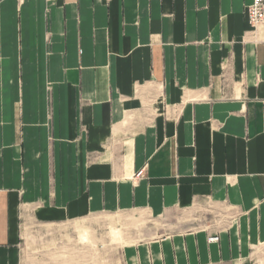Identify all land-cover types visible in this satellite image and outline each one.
Instances as JSON below:
<instances>
[{
  "label": "crops",
  "instance_id": "1",
  "mask_svg": "<svg viewBox=\"0 0 264 264\" xmlns=\"http://www.w3.org/2000/svg\"><path fill=\"white\" fill-rule=\"evenodd\" d=\"M252 3L0 0V264H26L27 221L201 202L226 207L223 229L139 243L125 264H250L264 247Z\"/></svg>",
  "mask_w": 264,
  "mask_h": 264
},
{
  "label": "rangeland",
  "instance_id": "2",
  "mask_svg": "<svg viewBox=\"0 0 264 264\" xmlns=\"http://www.w3.org/2000/svg\"><path fill=\"white\" fill-rule=\"evenodd\" d=\"M226 215L225 206L201 202L161 218L132 211L49 225L27 221L25 263L125 264V253L131 246L180 232L218 231L225 227ZM250 264H264V247L254 251Z\"/></svg>",
  "mask_w": 264,
  "mask_h": 264
},
{
  "label": "built area",
  "instance_id": "3",
  "mask_svg": "<svg viewBox=\"0 0 264 264\" xmlns=\"http://www.w3.org/2000/svg\"><path fill=\"white\" fill-rule=\"evenodd\" d=\"M246 17L254 31L264 28V0H253V3L246 9ZM211 242H218V237L210 239Z\"/></svg>",
  "mask_w": 264,
  "mask_h": 264
}]
</instances>
